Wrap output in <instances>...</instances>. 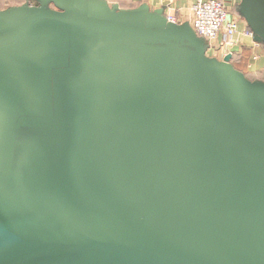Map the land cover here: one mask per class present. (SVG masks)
Listing matches in <instances>:
<instances>
[{
    "label": "water",
    "instance_id": "water-1",
    "mask_svg": "<svg viewBox=\"0 0 264 264\" xmlns=\"http://www.w3.org/2000/svg\"><path fill=\"white\" fill-rule=\"evenodd\" d=\"M206 47L162 8L0 11V264H264V82Z\"/></svg>",
    "mask_w": 264,
    "mask_h": 264
},
{
    "label": "crops",
    "instance_id": "crops-1",
    "mask_svg": "<svg viewBox=\"0 0 264 264\" xmlns=\"http://www.w3.org/2000/svg\"><path fill=\"white\" fill-rule=\"evenodd\" d=\"M30 1V0H29ZM28 0L22 1L17 0L15 3L8 2L7 0H0V11L6 10L11 7L17 6H32V4ZM39 4V0H34ZM110 7L117 8V10H146L153 11L158 8H162L164 11V15L174 17V20L181 24H186L190 17L191 11L190 8L196 0H103ZM227 5L230 10L231 6L238 8L239 13V5L241 0H222ZM244 19V18H243ZM238 38L239 43L234 48L239 51V54H230L229 63L233 66L234 69L243 73L238 65H235V61L239 62L240 65L243 64L244 69L248 68L250 72L253 74L254 79H259L256 81L264 82V43H257L253 40V36L249 37L245 34L246 30H250L247 25V22L240 18L238 24ZM236 51V52H237ZM238 53V52H237ZM248 55L245 58H241L243 55ZM255 55V56H253ZM241 56V57H240ZM24 80H29L33 82L32 93L30 96L23 98L24 106L30 108V103L33 102L37 95L42 92V84L46 82V78L44 75L40 73H29L24 75ZM246 78V77H245ZM247 79V78H246ZM251 79V78H250ZM29 98L30 103H26ZM6 103L3 98L0 97V174L3 166V161L5 159V151L9 146V135L6 131V126L3 121V114L7 113V108H5ZM18 110V108H17ZM13 110L12 111H17ZM8 158V157H7Z\"/></svg>",
    "mask_w": 264,
    "mask_h": 264
},
{
    "label": "built area",
    "instance_id": "built-area-1",
    "mask_svg": "<svg viewBox=\"0 0 264 264\" xmlns=\"http://www.w3.org/2000/svg\"><path fill=\"white\" fill-rule=\"evenodd\" d=\"M192 13V29L208 42L210 49H216L217 54H226L224 47L217 43L221 31H223L225 45L239 42L238 19L228 14L222 1L198 0L192 6ZM167 19L174 22L171 16H168ZM245 34L249 37L253 36L251 30H246Z\"/></svg>",
    "mask_w": 264,
    "mask_h": 264
},
{
    "label": "rangeland",
    "instance_id": "rangeland-1",
    "mask_svg": "<svg viewBox=\"0 0 264 264\" xmlns=\"http://www.w3.org/2000/svg\"><path fill=\"white\" fill-rule=\"evenodd\" d=\"M5 1V0H4ZM8 2H11V3H15V2H17V0H7ZM23 1V0H22ZM24 1H26V0H24ZM29 1V0H28ZM196 1H198V0H196ZM219 1H222V0H219ZM31 4H32V6H37L38 5V3L37 2H35L34 0H30L29 1ZM223 2V1H222ZM196 2H194L193 4H192V6L195 4ZM224 3V5H225V8H226V11L228 12V14L229 15H231V17H235V18H237L238 19V24H239V20H240V18H242V20H244L243 19V17L238 13V8H236L235 7V5L234 6H231V8H230V10L228 9V7H227V5L225 4V2H223ZM52 6V5H51ZM192 6H191V8H190V11H191V17H190V19H189V21L186 23V24H188L191 28H192V20H193V13H192ZM163 13H164V11H163ZM166 18L168 17L167 15H164ZM172 17V16H171ZM173 19H174V17H172ZM174 22L175 23H178V22H176L175 20H174ZM178 24H181V23H178ZM185 24V23H184ZM239 32V31H238ZM197 35V34H196ZM198 36V35H197ZM198 37H200V36H198ZM200 38H202V37H200ZM205 42H206V44H207V47H206V50H205V54L208 56V57H210V58H216L217 60H223L224 59V57L227 55V54H239V51H237L234 47L235 46H237L238 45V43L239 42H237V43H234L233 45H225L224 44V42H223V31H221L220 33H219V35H218V38H217V43H220L223 47H224V49H225V52H226V54L225 53H222V54H217L216 53V49H214V48H212V49H210V47H209V44H208V42L205 40ZM209 50V51H208ZM238 53H237V52ZM248 55H243L241 58H245V57H247ZM253 56H255V55H253ZM235 63V65H238L239 67H240V69L242 70V74L248 79V80H250V81H252V82H256V80H259V79H254L253 78V74L250 72V70L248 69V68H246V69H244V66H243V64H241L240 65V63L239 62H234ZM251 78V79H250Z\"/></svg>",
    "mask_w": 264,
    "mask_h": 264
}]
</instances>
